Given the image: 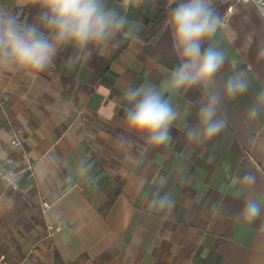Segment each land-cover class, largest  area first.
Masks as SVG:
<instances>
[{
  "label": "crops",
  "instance_id": "0c3cea01",
  "mask_svg": "<svg viewBox=\"0 0 264 264\" xmlns=\"http://www.w3.org/2000/svg\"><path fill=\"white\" fill-rule=\"evenodd\" d=\"M108 3L119 7L121 0ZM213 5L223 17L219 38L229 54L217 79L244 69L251 87L222 103L227 127L204 144L186 137L185 124L197 123L205 100L196 87L174 98L181 116L165 145L149 146L125 119V90L158 87L180 63L169 23L174 0L128 7L138 31L123 33L118 48L97 46L86 61L70 65L75 49L68 45L43 72L0 68V255L9 264L19 261L17 247L30 264H264V216L237 219L244 199L264 195V116L246 118L264 88V58L256 55L261 21L255 14L244 19L249 5L243 0ZM0 8L29 23L40 11L37 0H0ZM159 16L165 22L152 35ZM121 137L130 143L122 145ZM15 138L21 146L13 145ZM249 169L258 171L257 184L233 199V182ZM141 175L143 185L136 182ZM157 192L173 194L171 211L150 206ZM57 226L62 230L50 236Z\"/></svg>",
  "mask_w": 264,
  "mask_h": 264
},
{
  "label": "clouds",
  "instance_id": "9594fccd",
  "mask_svg": "<svg viewBox=\"0 0 264 264\" xmlns=\"http://www.w3.org/2000/svg\"><path fill=\"white\" fill-rule=\"evenodd\" d=\"M138 2L121 0L119 7H114L108 0H37L40 11L31 23L21 20L14 11L0 8V68L43 72L53 63L61 46L75 49L68 58L70 65L90 59L97 46L118 48L123 33L138 31L139 22L130 20L126 13L128 7ZM174 4L169 11V23L174 35L173 52L180 57V63L158 87L140 85L124 92L127 126L151 147L169 142L172 127L181 116L174 103L181 90L196 87L205 94L197 111V123L185 124L187 139L200 145L212 141L227 127V119L219 115L222 103L245 96L251 87L244 69L234 71L222 82L217 79L229 54L219 38L224 21L213 0H174ZM248 5L244 19L250 21L251 14H255L261 21L256 55L264 58V0H248ZM261 116L264 88L256 92L246 112L249 121ZM120 143L126 145L130 140L121 137ZM146 180L143 175L136 178L140 185ZM257 181L258 171L247 170L233 182L232 198L240 199ZM243 201L237 219L254 221L264 216V195ZM175 205L171 192L155 193L150 203L152 208L162 211H171Z\"/></svg>",
  "mask_w": 264,
  "mask_h": 264
},
{
  "label": "built area",
  "instance_id": "2783aa9c",
  "mask_svg": "<svg viewBox=\"0 0 264 264\" xmlns=\"http://www.w3.org/2000/svg\"><path fill=\"white\" fill-rule=\"evenodd\" d=\"M244 2H248V0H243ZM4 107V102L0 96V108H3ZM13 145H15L16 147H19L21 146V141L17 138H15L13 141H12ZM29 170L32 169V167H29L28 168ZM0 171H1V162H0ZM3 179L9 183L14 189L17 188L15 182H14V178H13V175H7V176H3ZM50 207V205L48 203H43V209L46 210ZM62 230V227L60 226H57V227H50L49 228V234L50 236H52L53 234L57 233V232H60ZM0 264H9L7 261H6V258L2 255H0Z\"/></svg>",
  "mask_w": 264,
  "mask_h": 264
},
{
  "label": "rangeland",
  "instance_id": "374dc122",
  "mask_svg": "<svg viewBox=\"0 0 264 264\" xmlns=\"http://www.w3.org/2000/svg\"><path fill=\"white\" fill-rule=\"evenodd\" d=\"M35 216L37 219L36 223H37L38 231L41 234H45V230L44 231L42 230V215H41V213L36 212ZM15 255L18 256L19 261L15 262L14 264H30L29 256H24V252H23V249L21 247H17Z\"/></svg>",
  "mask_w": 264,
  "mask_h": 264
},
{
  "label": "trees",
  "instance_id": "16d2710c",
  "mask_svg": "<svg viewBox=\"0 0 264 264\" xmlns=\"http://www.w3.org/2000/svg\"><path fill=\"white\" fill-rule=\"evenodd\" d=\"M164 22H165L164 16H159L155 19V21L153 22L150 28V32L152 33V35L156 34L162 28ZM115 198H116V195L109 197L108 202L106 204L107 208L110 207L114 203Z\"/></svg>",
  "mask_w": 264,
  "mask_h": 264
}]
</instances>
